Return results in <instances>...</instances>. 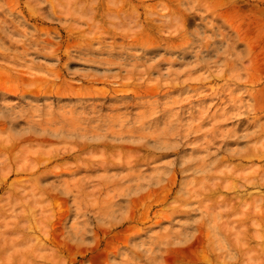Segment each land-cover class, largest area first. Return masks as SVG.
<instances>
[{
	"label": "rangeland",
	"instance_id": "374dc122",
	"mask_svg": "<svg viewBox=\"0 0 264 264\" xmlns=\"http://www.w3.org/2000/svg\"><path fill=\"white\" fill-rule=\"evenodd\" d=\"M52 1L0 0V81L6 79L10 82L0 84V115L3 112L19 123L14 137L20 138L25 133L26 122H33L29 127L34 131L37 129L42 133L41 129H46V133L53 136L57 134L56 130L68 132L71 129L59 130L65 128V123L52 121V117L61 116L64 107L75 103L73 99H63L61 104L51 99L48 102L53 107L47 109V100H44L39 86L31 85L22 90L19 82L9 79L10 76L21 75L16 71L26 72L31 60L38 57L32 63L36 72H42L36 74L37 81L56 80L60 85L62 79L71 80L69 73L79 71L77 74L90 73L103 77L102 81L90 85H81L80 75L72 79L70 86L73 89L83 87L89 93H82L85 98L108 100L114 97L108 91L112 88L120 91L115 96L119 100L124 99V108L107 115V120L133 121L143 111L150 113L149 120L168 118L166 124L156 132L157 135L151 134L152 137L147 140H165L173 146L165 142L164 148L168 152L163 162L144 167V177L149 179L153 169H163V166L167 167L169 174L159 186L140 184L138 188L143 187L137 188L138 192L130 191L135 189L136 183L124 182L118 187L102 186L100 173H81L83 167L78 165L75 158L86 159L89 154L68 145L74 140L53 139L50 146H43L38 141L31 142L29 147H23L31 154L23 157L22 163H32L38 175H46L44 185L47 200L53 203V217L48 222L42 216L38 219L36 196L29 190L18 189L15 192L10 189L8 185L18 179L10 174L0 187V199L3 198L4 203L8 192L14 195L9 202L6 200L7 207L1 220L20 216L39 227L27 230L29 234H22L9 244L5 250L10 251L11 257H0V264H151L145 252L157 250L160 244L175 238L181 229V208L177 211L167 209L175 200L181 202L177 198L182 188L181 164L193 160L192 157L206 148L208 142L211 148L223 149L220 156L225 157V149L237 148L240 135L253 129L255 124L264 123V103L257 106L264 90V34L260 30V23L252 21L255 14L264 18V0H232L236 11H231L227 16L223 15L225 0L220 6L217 4V8L210 0H145L139 9L125 1L123 10L127 14L135 11L133 16L137 18L138 25L150 19L146 12L153 8L152 18L161 24L163 39L139 44L128 37L106 38L104 41L115 49L107 53L95 49V53L89 56L111 54L113 57L109 59L108 66H93L84 61L86 54L79 52L77 39H67V35L72 27L88 30L89 23L59 14L60 9L54 7ZM163 3L166 4L165 10L161 6ZM29 6L35 9L34 12L30 11ZM176 7L183 16V10L187 9L195 20L190 24L176 22L175 16L170 14L176 12ZM98 25L104 28L108 26L103 21H98ZM115 28V33L123 30L119 26ZM134 28L128 27L125 33L130 34ZM1 29L6 37L1 36ZM137 31L136 28L135 33ZM47 44L49 50L38 54V49ZM46 55L49 58L42 57ZM255 58L257 64L253 66ZM150 60L152 63L148 65ZM137 64L139 67L143 64V69L137 70ZM259 64L261 66L256 69ZM49 70L54 73L49 74ZM153 71L155 76L152 75ZM149 79L154 81L158 96L145 98V106H138L135 100L137 85L147 88L145 83ZM23 92L34 93L38 100H34V97L22 99ZM30 101L34 103L28 105ZM8 128V124L0 125V138L6 136L2 133ZM104 130L108 139L126 136L117 133L118 129L111 123H107ZM154 131L156 128L146 130L143 135ZM40 133L36 132V135ZM164 135L167 136L163 140ZM255 142L256 136L247 143ZM46 148L53 155L40 161L37 153ZM100 150L97 148L96 151ZM61 154H67L66 160L52 158ZM142 154L145 155L144 152ZM234 161L231 164L238 163ZM261 164L255 162V165ZM59 169L69 172L55 175ZM50 170L53 172L50 173ZM28 175L23 174L22 180H26ZM87 175H91L89 187L96 190L90 195L79 192L76 187L80 185L74 183L76 178ZM131 198L134 200L131 201ZM112 203L117 206L113 208ZM190 207H196L194 211L197 215L202 212L196 205ZM227 218L234 220L230 214ZM163 234L168 235L167 239H161L165 236ZM193 234H197L196 229L186 230L182 235ZM157 263L189 264L190 255L188 252L181 253V256L165 253Z\"/></svg>",
	"mask_w": 264,
	"mask_h": 264
},
{
	"label": "bare ground",
	"instance_id": "6f19581e",
	"mask_svg": "<svg viewBox=\"0 0 264 264\" xmlns=\"http://www.w3.org/2000/svg\"><path fill=\"white\" fill-rule=\"evenodd\" d=\"M125 1L139 9L143 7L145 0H53L51 4L60 9L59 14L70 16L75 20H85L89 23L90 28L88 30L76 27L69 29L67 39H77L79 52L86 54L83 57L84 61L90 65L108 66L110 65L109 59L113 57L111 54H99L98 57L89 56L90 53H95V49L98 52L105 53L115 49L113 45H109L104 41L106 38L128 37L139 44L148 43L155 39H163L162 29H160L161 24H158L157 20L152 18L154 16L153 8L146 12L150 19H146L142 25H138L137 18L133 16L135 11L127 14L123 10L122 5ZM166 1L173 2L174 0ZM210 1L217 8V4L220 6L224 0ZM225 2V13L223 12V15L227 16L231 11H236V5L232 3V0H225ZM161 6L163 10L166 9V4L163 3ZM144 8L147 9V6H144ZM29 9L31 12L35 10L31 6H29ZM174 10L176 12H170V14L175 16L176 22L181 23L182 21L183 24L184 22L190 24L192 20H195L187 9L183 10L184 16L181 15L178 7ZM237 12L239 13V10ZM98 21L107 23V28L99 26ZM252 21L260 23L262 27L260 30L264 34V23L262 22L264 18L260 14H255ZM116 26L123 28V30L115 33ZM128 27H135L130 34L125 33ZM136 28L138 29L137 33H135ZM1 36L6 37L3 29H1ZM31 43L35 47L38 46L35 42ZM48 46L47 44L45 47L38 49L37 53L47 52L49 50ZM42 57L49 58L47 55ZM190 58L193 59L194 57L190 56ZM37 59L38 57L31 60V65L26 68V72L16 71L21 75L16 74L10 76L9 79L19 82L22 90L31 85L39 86L43 92L44 100H47L45 106L47 109L53 107L52 103L48 102L51 99H55L57 104H61L63 99H73L75 103L71 104V101H69L71 105L63 108L65 111L61 116L52 117V121L65 123V128H59V130L69 127L71 129L68 132L56 130L57 134L53 136L46 133V129H41L42 133L36 131L37 129L34 131L30 128V124H33V122H26L25 133L20 138H16L14 134L19 123L13 117H7L2 112L0 125L8 124L9 128L2 133L6 136L0 138V187L5 184L4 180H7L10 174H14L18 179L8 185L9 188L15 192L19 191L18 189H23L33 193L36 196V202H38L36 207V212L39 214L38 219L39 216H42L48 222L53 217L54 207L53 203L48 201V197H46L44 185L46 175H38L34 171L32 163L26 165L22 163V158L31 154L23 149V147H29L31 142L38 141L43 146H50L49 144L53 139L74 140L68 145L78 148V151L83 149L84 154H89V158L76 157L75 159L79 162L78 165L83 167L84 171H81V173H100L98 175L102 181L100 184L102 186L118 187L124 182L136 183L135 189L130 191L138 192V189L143 187L138 188L140 184L149 187L159 186L165 180L169 174L167 167L162 165L163 169H160V167L153 169L152 176L147 180L144 177V167L157 166L163 162L165 154L168 152L167 148H164L165 142L171 147L173 146L172 143L164 140L167 135L162 137L163 142L147 140L152 137L151 134L157 135L156 132L166 124L168 118L162 117L157 120H149L150 113L143 111L133 121L114 118L107 120V115H113L124 108V99L119 100L115 96L120 91L112 88L108 92L114 97H110L108 100L93 97L85 98L82 93L89 95L85 88L73 89L70 85L72 79L79 75L81 76L79 81L81 85H84V83L90 85V83L102 81L103 77L89 72H86L89 73L86 75L83 73L77 74L79 71L69 73L71 80L62 79L60 85L56 83V80L37 81L36 74H42V72H36L33 68L35 65L32 63ZM151 63L152 60L148 62V65H151ZM256 64L257 58H255L253 66ZM260 66L261 64L257 65L256 69ZM137 67H139V64L135 68L142 70L143 64L139 68ZM48 73L53 74L54 72L49 70ZM152 73L153 76L156 75L154 71ZM23 74L29 77H25ZM30 77L32 80H30ZM153 83L154 81L149 79L145 83L148 86L147 88L137 85L138 93L135 100L138 106H145L146 103L143 101L145 98L158 96ZM0 84H10V82L5 79L0 81ZM66 88L68 91H64ZM91 91H96V89L93 88ZM67 92L72 94L68 95ZM2 95L4 94L2 93ZM26 97L29 99L34 97V100H38V96L34 93L25 94L23 92L21 98L26 99ZM32 103L34 102L30 101L27 104ZM262 103H264V90L261 92V99L257 101V106ZM47 114H49V111ZM107 123L115 126L118 129L117 133L126 136L118 135L108 139L104 130ZM152 128H156V131L147 136L143 135L144 131ZM36 132L40 135H36ZM254 136H256V142L247 143ZM262 137H264V123H257L253 129L245 132L243 136L240 135L238 143L236 140V149L224 150L227 156L221 157L220 152L223 149L211 148V144L208 142L206 148L192 157L193 160L181 164L179 171L182 177V188L177 194V198L181 199V202L175 200L173 204L167 207L172 211L181 208V229L174 236L175 238L160 244L157 250L151 249L150 252H145L146 259L151 264H158L157 260L165 253L181 256V253L186 252L190 255L189 264H264V138L260 141ZM200 146L203 147V144ZM97 148L102 150L97 152ZM143 152L145 155L142 154ZM37 155L42 161L53 154L48 152L46 148L40 149ZM52 158L66 160L67 154L56 155ZM234 160L238 163L231 164V162H235ZM255 162L263 164L258 166L255 165ZM49 172L53 171L50 170ZM65 172H69V170L59 169L55 175H61ZM25 173H28L29 177L22 180V175ZM91 175L76 178L74 181V183L80 185L76 189L84 195H90L96 191L94 188L89 187L88 181ZM19 186L20 188H18ZM65 191L67 192L68 189ZM125 192L127 191H123V193ZM13 195L8 192L6 200L9 202ZM2 199H0V257L4 259L6 256L11 257L10 251L5 250L9 244L13 243L18 237L20 238L22 234H29L27 230H32L33 227H39V225L33 226L30 220H23L20 216H12L9 220H1L7 207V201L4 199L3 203ZM133 200L134 198H131V201ZM112 204L113 208L117 206L116 203ZM191 205H196L202 212L199 215L195 214L194 209L196 207H190ZM109 209L112 210L111 207ZM229 214L234 217V220H228L227 216ZM40 222L42 223V220ZM189 229H196L197 234L192 236L182 235L184 231ZM172 235L174 234H170V236ZM163 237L161 239H167L168 235ZM198 248H200L199 251ZM24 249H30V247H24Z\"/></svg>",
	"mask_w": 264,
	"mask_h": 264
}]
</instances>
